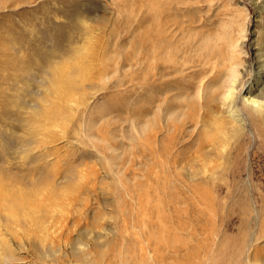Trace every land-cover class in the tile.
Masks as SVG:
<instances>
[{"label":"rangeland","instance_id":"1","mask_svg":"<svg viewBox=\"0 0 264 264\" xmlns=\"http://www.w3.org/2000/svg\"><path fill=\"white\" fill-rule=\"evenodd\" d=\"M165 1L0 0V170L55 175L65 195L47 239L3 236L0 264H77L79 248L84 264H264V116L242 102L264 95V0ZM201 63L209 89L231 64L240 74L244 131L207 162L215 173L182 158L201 126L166 128L177 112L161 111L189 96L169 82ZM159 229L165 244L144 241Z\"/></svg>","mask_w":264,"mask_h":264},{"label":"bare ground","instance_id":"2","mask_svg":"<svg viewBox=\"0 0 264 264\" xmlns=\"http://www.w3.org/2000/svg\"><path fill=\"white\" fill-rule=\"evenodd\" d=\"M165 3H166L165 0H161V8H163V6H166ZM161 13H163V12L161 11ZM165 23H166V21L161 20V56L169 48L168 42L165 41V36H164V29L163 28H164ZM163 61H165V60H161V66L162 67L165 64L168 63V65H169L172 62V60H168L169 62H163ZM175 63H176V61H175ZM204 65H206V63H201L202 67L198 68L199 70L198 69L196 70V68H194V71L192 74L181 75L178 78H175L169 82V85L174 87L179 92V94H181V95L187 94L189 96L185 97V100L182 102H180V101L178 102V101H175L176 99L175 100L172 99L170 103L166 104L163 108H161V111H163L166 114L168 112H173L174 114L177 112L174 120L171 119L172 121H170V122L166 121V124H165L166 128L168 126H171L174 130L179 131L180 128H183V126H186L188 124L195 123L194 125H196V123H197L201 126V128L203 130L200 131V133L198 135V143H196L197 150H195V152H194L195 153V156H193L194 158L192 156H190L192 158H190V157L187 158L186 155H183L182 158H184V160L187 159L186 162L190 163L189 165L191 166V168L193 170L195 168V170L199 169V172L202 171V173H203V171L204 172L208 171L209 173H215L217 170H219V167H220L219 164L220 163L217 166L213 165V167L207 168L209 166V164H207V162L210 163L214 159L215 160L216 159L221 160L223 157V154H224L223 149L230 143L231 140H233L234 138H236L237 136L242 134V132L244 131L245 126L243 127L244 123H243L242 114H241L240 109L238 108L239 106L236 107V102L238 100L237 88L239 86L238 76L240 74L238 73V70H237L235 64H231L229 66V76L227 75L228 76V78H227L228 83L225 85H222L220 87L217 86L216 89H209V86H210V88L212 86H216L219 81L217 80V76H214V75H213V77L209 78L206 82L202 81V79L200 77L205 75L208 72L203 67ZM216 67H218V66H216ZM226 67H227V65H226ZM225 70H226V68H225ZM217 73H218V71H217ZM211 76H212V73H211ZM263 77H264V75H263ZM161 81H162V79H161ZM195 90H196V93H195ZM47 91H48V89H47ZM190 94H192V95H190ZM263 94H264V92H263ZM261 97L263 98L262 100L264 101V95H262ZM242 100H243L242 101L243 105L251 108L255 112V114L257 113V114L264 116V102L262 100H260L261 102H259V100H257V99H254V98L251 99L250 97L247 98L245 96ZM35 110L37 111L38 109H35ZM165 150H166L165 148H161V158H163V159L166 157L165 156L166 155ZM179 157L180 156L175 157V160H176L175 162H177L181 159V158L179 159ZM198 158L201 159V161H206V162H203L199 165L194 164V162ZM164 161H162V163ZM192 169L190 170L191 172H192ZM196 172H198V170H196L195 173ZM53 176H54V178L56 177L55 175L48 173V175H46L45 177H39L38 179L36 178L38 181L35 178H34L35 180L32 178H30L31 179L30 180L28 178L29 179L28 182L27 181L22 182L21 178L19 179L20 180L19 181L15 178L17 176L14 177V176L8 175V174H6L0 170V220H1V224H0V257H1L0 263H2L3 261H4V263H6L7 262L6 260L9 259V257H10L9 254L7 253L8 249H9L8 241L6 239H4L3 236H5V235L10 236L15 240V239L19 238L20 234H21V236H22V234H24V236H29L30 234L36 233V231H38L37 233L42 234L41 239H43L44 237L47 239L46 235H48L47 232H49L48 231L49 228L51 227V225H54L57 222V221H55L56 219L53 218L52 214H51V212L54 209L52 208L53 209L52 210V209H50V207L53 206V207H56L57 209L61 208V205H59L60 201H58L59 195L61 194V195L65 196L61 189L60 190L58 189L59 190L57 192L58 194L54 193L56 191V189L52 185L54 183V181H53L54 178L52 179ZM42 180H43V185H41ZM52 181H53V183L51 184ZM26 183H28L31 188L27 187L28 189H26L25 188L26 186H24ZM37 183H39L40 186H38ZM19 184L20 185L23 184L22 187L24 189L22 187L21 188L17 187V185H19ZM45 187L47 189L50 188V191H51V188H52V190H54L53 192H50L49 194L55 196V198H51L49 200V202L47 203L48 206L46 204L43 212L42 211H36V210H39L42 208V205L44 202L43 191H44V189H46ZM41 188H42V190H40ZM60 199H61V197H60ZM62 202L63 201H61V204H62ZM67 204H70V203H66V205ZM55 211L56 210H54L53 212L55 213ZM54 216H55V214H54ZM161 226H163V225H161ZM161 226H159L158 228H162ZM157 233H156V236L145 235L146 237L145 236L144 237L146 239L144 238V241L145 240L150 241L149 244L151 243L152 245H154L153 243H155V245H157L158 243H161V242H162V244H165L162 241L163 239L161 240V234H160L161 229H159V231ZM134 234H135V232H134ZM136 235L140 236L138 234V232ZM165 236H167V235H165ZM170 236H171V234H170ZM45 238H44V240H45ZM165 239H167V238H165ZM39 240H40V237H39ZM171 240H172V238H171ZM137 241H139V240H137ZM178 246H180V245H178ZM80 249L81 248L78 249V253L81 254V257H85V258L88 257L90 252H85V251H82ZM141 249H142V247H141ZM173 249H174V247H173ZM153 250L154 249H152V251ZM167 250H168V248H167ZM190 251H192V250H190ZM55 252L52 251L53 257L56 255ZM191 254H192V252H191ZM85 258L81 259V263L77 262V264H84L83 262H84ZM153 258H154L153 261H155L154 263H156V261L157 262L160 261V257L157 255H154ZM185 259H187V258H185ZM10 260H11V258H10ZM87 260L89 261V259H87ZM149 261H151V260H149ZM161 262H163V261H161ZM163 263H161V264H163ZM92 264H93V261H92ZM188 264H189V262H188Z\"/></svg>","mask_w":264,"mask_h":264}]
</instances>
